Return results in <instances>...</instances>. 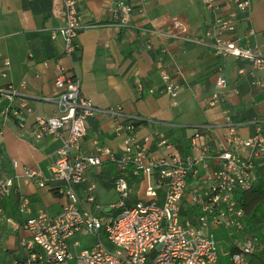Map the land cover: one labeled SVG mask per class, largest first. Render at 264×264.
Segmentation results:
<instances>
[{
    "label": "built area",
    "instance_id": "built-area-1",
    "mask_svg": "<svg viewBox=\"0 0 264 264\" xmlns=\"http://www.w3.org/2000/svg\"><path fill=\"white\" fill-rule=\"evenodd\" d=\"M139 9L126 0H115L113 12L116 24L127 27L134 14L152 0H137ZM240 13L250 15L252 0H230ZM65 18L62 29L65 54L72 57L79 45L77 38L84 29L83 17L77 0H59ZM214 15L205 38L212 42L213 55L221 60L233 58L246 67L237 70L239 77H247L250 84L264 96V54L258 45L229 38L237 30V23L220 14V0H204ZM167 38L183 42H198L189 36V29L179 18L172 19V31H151ZM249 35H254L250 31ZM55 33L52 39H57ZM147 49L152 50L149 43ZM6 67L11 63L4 60ZM53 99L59 108V116L37 117L34 137L40 140L53 137L62 141L52 165L54 180L60 183V194L67 204L58 213L33 212L32 202L20 198L19 219L8 218L0 208V232L6 227L8 233H24L18 241L17 255L13 264H220L219 244L216 230H223L234 251H230L231 264H249V257L259 253L258 238L251 236L246 213L237 194L250 190L258 183L264 184V116L253 120V130L243 135L225 113V144L213 155L209 145L201 143V133L190 142L188 153L180 151L177 144L165 134L154 131L137 140L135 127H127L124 150L116 154L105 146H96L91 155L81 154L87 136V124L99 110L81 89L78 78L69 75L57 64ZM6 77V72H2ZM163 92L175 104L180 95V85L166 67L159 69ZM229 80L223 69L218 71L216 89L206 101L210 107L223 101ZM26 82L0 90V127L15 121L24 127L25 118L33 113L28 99L22 93ZM140 93L142 85L138 86ZM154 93L153 90L149 91ZM21 96L20 100H16ZM117 110L107 112L117 115ZM3 135V129L0 130ZM154 146L159 154L151 153ZM110 162L117 166L115 189L119 200L109 204L110 210L97 196L96 186L86 190V205L77 187L86 181L90 170L101 168ZM13 167L18 169L17 161ZM133 177L145 184L144 202L126 205L130 197L128 179ZM23 179L26 184L35 182L44 188L48 182L34 169L26 168L22 175L0 176V202L10 198L16 191L15 181ZM190 181H202L207 187L200 192ZM188 188L192 191L187 195ZM164 191L160 202L159 191ZM188 201L195 216L183 219L182 211ZM104 216V217H103ZM90 241V242H88ZM21 252V253H20ZM264 263V258H263Z\"/></svg>",
    "mask_w": 264,
    "mask_h": 264
},
{
    "label": "crops",
    "instance_id": "crops-1",
    "mask_svg": "<svg viewBox=\"0 0 264 264\" xmlns=\"http://www.w3.org/2000/svg\"><path fill=\"white\" fill-rule=\"evenodd\" d=\"M126 1L139 9L137 0ZM252 1L253 10L248 15L238 12L230 0H220V14L237 23L236 32L228 34L229 38L241 42L248 38L249 45H258L264 54V0ZM77 2L84 29L77 38L78 51L69 57L65 54L61 32L65 18L59 0H0V90L26 82L22 93L33 109V113L26 116L23 128L13 120L0 127L3 129V135H0V176L22 175L26 168L43 175L50 184L44 188L35 182L26 184L21 178L15 181V193L30 199L34 213H58L68 202L66 197L53 191L58 182L54 180L52 165L62 141L53 137L40 140L34 137L37 117L60 114L53 101L58 93L54 84L57 64H61L71 77L80 80L82 92L99 110L88 121L87 136L81 148L83 155L93 154L96 146H105L121 154L126 129L131 121L137 120H141L136 127L137 140L158 131L172 141L170 134L177 132L186 137V143L173 142L187 154L191 138L199 132L202 135L200 142L209 145L215 155L225 144V113L231 116L243 135L252 132L253 120L264 116L262 93L250 84L247 77L237 75L240 67L247 66L233 58L221 60L213 55L212 42L204 36L214 15L204 0H152L143 6L141 13L137 11L124 28L116 24L115 0ZM174 17L187 25L191 38L202 43H187L152 34L151 31L171 32ZM252 30L254 35H249ZM54 33L58 35L55 40L52 39ZM149 43L153 45L152 50L147 49ZM5 59L10 61V66L4 65ZM161 67H166L180 85L175 104L163 92L159 76ZM220 69L225 71L229 86L223 101L210 107L206 101L216 89ZM3 71L6 77H3ZM139 85L143 87L142 93L138 90ZM20 99L18 96L16 100ZM120 107L117 115L107 113ZM151 153L159 154L154 146ZM7 157L16 159L17 170L7 172ZM46 161L47 165L44 164ZM116 176V167L110 162L88 171L86 181L77 187L83 204L86 205V190L92 184L106 206L116 202L118 194L112 182ZM130 181L133 182L130 184ZM128 183L131 194L127 205L143 198L145 201V184L134 179ZM190 183L200 192L207 187L202 181ZM24 187L32 193L28 194ZM45 194L53 196L57 203L54 210L40 205ZM163 197L164 191L160 190V202ZM188 204L186 201L185 209L189 211ZM22 235L21 232L10 234L6 227H2L0 245L15 249Z\"/></svg>",
    "mask_w": 264,
    "mask_h": 264
},
{
    "label": "trees",
    "instance_id": "trees-1",
    "mask_svg": "<svg viewBox=\"0 0 264 264\" xmlns=\"http://www.w3.org/2000/svg\"><path fill=\"white\" fill-rule=\"evenodd\" d=\"M131 122H132L131 125L135 127V131H136V127L139 124H141V120L131 121ZM114 166L116 167V170L118 173L119 170L117 166L116 165ZM117 178L118 177H116L115 180H112L114 189H115ZM126 179H128V182H129L130 179H134V178L130 176L129 178L126 177ZM135 180L136 179H134V181ZM132 182L133 181H130V184ZM47 185H50V184H47ZM59 190H60V183H58V185L53 188V191L55 192V194L62 196ZM191 191L192 189L188 188L187 195H190ZM20 198L21 197H19L16 193H13V195L10 198H7L3 200L2 202H0V208L3 210L4 215L6 217L13 218L18 221L19 208L17 207V205L18 203H20ZM237 198H238L239 203L245 210L246 222L248 223L249 234H251V236H255L258 238L257 245L260 251L257 254L255 253L253 257H250L249 264H264L263 263V258H264V184L258 183L254 185L250 190L237 194ZM143 199H141L142 202H144ZM81 200L83 202V199ZM118 200H119V195H118ZM126 205H127V200H126ZM127 206H130V205H127ZM187 208H191L190 204H188ZM194 216L195 214L192 208L189 211L186 210L185 207L183 208V211H182L183 219L185 218L193 219ZM3 228L5 227L3 226ZM0 248H1L0 249V264H13L12 258H19V257L22 258L23 254L17 255L16 253L18 250V247L15 249H10L6 245L4 246L0 245ZM230 251L231 252L234 251V247H232V245L230 247Z\"/></svg>",
    "mask_w": 264,
    "mask_h": 264
},
{
    "label": "rangeland",
    "instance_id": "rangeland-1",
    "mask_svg": "<svg viewBox=\"0 0 264 264\" xmlns=\"http://www.w3.org/2000/svg\"><path fill=\"white\" fill-rule=\"evenodd\" d=\"M263 95V94H262ZM264 99V96H263ZM210 109V108H208ZM172 141L177 142V140H180L182 143H186V137H184L183 134H178L176 133H172L170 134ZM16 159H10L9 157L6 158V162H7V172H11L12 169H14L13 167V161ZM19 162V161H18ZM47 165V161L44 163ZM2 170L0 169V174H1ZM24 182V181H23ZM29 189L27 187H24V191H27L28 194H31L32 191H28ZM137 190H135L134 192H136ZM43 199L40 201V205L42 207H47L51 210H54L57 206V203L54 201L53 196L45 194L43 195ZM107 210H110V206L108 205ZM215 234L217 236L218 239V244H219V260H220V264H231L230 262V257H231V252H230V241L226 238V234L223 230H216ZM250 259V257L248 258V260Z\"/></svg>",
    "mask_w": 264,
    "mask_h": 264
}]
</instances>
